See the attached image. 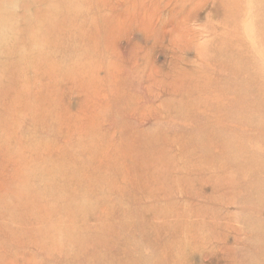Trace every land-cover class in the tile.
Instances as JSON below:
<instances>
[{
    "label": "rangeland",
    "instance_id": "rangeland-1",
    "mask_svg": "<svg viewBox=\"0 0 264 264\" xmlns=\"http://www.w3.org/2000/svg\"><path fill=\"white\" fill-rule=\"evenodd\" d=\"M185 22L196 47L179 53ZM0 36L4 264H93L130 242L134 263L264 264V0H0ZM140 131L145 181L123 157Z\"/></svg>",
    "mask_w": 264,
    "mask_h": 264
},
{
    "label": "bare ground",
    "instance_id": "bare-ground-1",
    "mask_svg": "<svg viewBox=\"0 0 264 264\" xmlns=\"http://www.w3.org/2000/svg\"><path fill=\"white\" fill-rule=\"evenodd\" d=\"M31 24V23H30ZM3 25V24H2ZM6 25V24H5ZM181 26H182V24H181ZM184 26H185V29H183V28H181L180 29V33H179V35L176 37H173V38H170V37H168V40H169V46L173 49V51H176V52H179V53H182L185 49H187V48H195L196 46H195V42H194V40H193V38H188L187 37V33L190 35L193 31L191 30V29H189L187 26H186V22L184 23ZM2 27V26H1ZM6 27V26H5ZM183 27V26H182ZM173 28V27H172ZM33 29V28H32ZM25 30V29H24ZM45 30V29H44ZM173 30H175V29H173ZM2 31H4V30H2ZM46 33H47V31H46ZM165 37H167L166 35H165ZM0 38H1V36H0ZM5 38V37H4ZM4 38H3V40H0L1 41V44L3 43V45H4V43H5V41H4ZM11 39V38H10ZM2 41H4V42H2ZM38 42V41H37ZM36 42V43H37ZM43 45H44V43H43ZM2 46V45H1ZM40 46H42V45H40ZM3 47H7L8 48V46H3ZM43 47H45V45L43 46ZM4 48V49H5ZM46 48V47H45ZM44 48V49H45ZM44 49H41V50H44ZM39 50V49H38ZM35 51V50H34ZM45 51V50H44ZM33 53H37L38 54V51L37 52H33ZM40 54H38V56L40 55L41 56V58H39L40 59V61H43V62H47V61H45L44 59H46V58H42V57H44L45 56V54H42L41 52H39ZM43 53H45V52H43ZM32 54V53H31ZM24 55V54H23ZM28 56H29V54H27ZM42 55H44V56H42ZM181 55V54H180ZM26 56V55H25ZM24 56V57H25ZM31 56H33V55H31ZM39 56V57H40ZM206 56H207V54H206ZM34 57H36V56H33V58ZM45 57H47V56H45ZM210 58V57H209ZM27 59H29V57H27ZM35 59V58H34ZM212 59V58H211ZM31 60V59H30ZM46 60H48V59H46ZM36 61H38L37 59H36ZM26 62V61H25ZM27 62H30V61H27ZM35 62V61H34ZM43 62H41V63H43ZM36 64V63H35ZM39 65V64H38ZM38 65H33V67H34V69L35 68H37L36 66H38ZM44 65V64H43ZM43 65H42V67H43ZM213 65L214 64H212L211 66L213 67ZM45 66V68H46V65H44ZM32 67V66H31ZM32 67V68H33ZM39 68H41V67H39ZM44 68V67H43ZM42 70V69H41ZM209 70V69H208ZM45 71V70H44ZM39 73H41V72H39ZM114 74V73H113ZM123 75V74H122ZM9 77H11V76H9ZM111 77H113V75H111ZM123 77V76H122ZM15 78V77H14ZM40 78V77H39ZM245 78V77H244ZM243 78V79H244ZM110 79V78H109ZM245 79H248V77H246ZM123 80V79H122ZM13 81V80H12ZM15 82L17 81L16 80V78H15V80H14ZM111 82V81H110ZM155 82V81H154ZM154 82H151L150 81V83H154ZM204 82H207L208 83V85H207V83H206V86L205 85H203V89H202V92H201V95L203 94V95H206L207 93L209 94L211 91H212V89H211V86H212V81L211 80H209V79H207L206 81H204ZM119 83V82H118ZM123 83V82H122ZM121 83V84H122ZM16 84V83H15ZM156 84V83H155ZM116 87V86H115ZM198 85L197 86H195V89L192 91V92H190V94H195L197 97L200 95V94H197V92H198ZM8 89V88H7ZM116 92H117V89H116ZM187 92H189V91H187ZM123 93V92H122ZM113 94V93H112ZM118 94H120V95H118V96H121L122 94H121V91L118 93ZM213 94V93H212ZM110 95V94H109ZM114 95V94H113ZM127 95V94H126ZM229 95V94H228ZM92 96V94L90 95V97ZM106 96V95H105ZM104 95H102V96H99V97H97V98H95L96 100H98V99H101V98H103L104 99V97H105ZM150 96V95H149ZM208 96V95H207ZM110 97V96H109ZM210 97V96H209ZM220 97H221V95H220ZM55 98V97H54ZM111 98V97H110ZM146 98V97H145ZM222 98V97H221ZM105 99H106V97H105ZM105 99H104V101L103 102H100L99 100H98V106H97V108L95 109V110H91V109H89L90 110V115H91V113L93 112V115L91 116V118H90V124L93 126L92 128H91V132H94L95 134H97V136H98V134H101L100 133V130H104L103 129V126L105 125V120H104V118H105V112H107L108 111V105L107 104H109L110 102H108L109 100H107V101H105ZM210 99H212V98H210ZM224 99V98H223ZM140 100V99H139ZM150 100V99H149ZM206 100V99H205ZM112 101V100H111ZM206 101H208V100H206ZM212 103H214V105H216L217 106V102L220 104V105H223L224 104V100H218V99H212V100H210ZM226 102H227V104L228 103H230V101H229V99H226L225 100ZM126 102V101H125ZM128 102V101H127ZM126 102V104L127 105H129L130 106V108H132L131 107V105L130 104H128ZM130 102H131V100H130ZM139 102V101H138ZM147 102V101H146ZM124 103V102H123ZM48 104H49V102H48ZM88 104H91L92 105V103H88ZM148 104V103H147ZM183 104H186V102H184ZM50 105H51V101H50ZM95 105V104H94ZM123 105V104H122ZM150 105V104H149ZM175 105V104H174ZM212 105V104H211ZM152 106V105H151ZM148 107V106H147ZM46 108V107H45ZM120 109L122 108H124V107H119ZM129 108V107H128ZM127 108V109H128ZM149 108V107H148ZM151 108V107H150ZM153 109H154V107H153ZM157 109V108H156ZM45 110V109H44ZM124 110V109H123ZM194 110V108L191 106V107H189V106H182L181 107V109H180V111L184 114V115H186V114H188L189 112L190 113H192V112H194L193 111ZM36 111V110H35ZM51 111V109H49V112ZM128 111V110H127ZM148 111V110H147ZM153 111V110H152ZM165 111V110H164ZM37 112V111H36ZM39 112V111H38ZM47 112V111H46ZM48 112V113H49ZM132 112H134L135 113V111H131V113ZM160 112V111H159ZM178 112H179V110H178ZM128 113V112H127ZM134 113H132V114H134ZM144 113H146L145 111H144ZM148 114V113H147ZM151 114V113H150ZM49 115V114H48ZM129 115V114H128ZM127 115V116H128ZM149 115V114H148ZM153 115V114H152ZM152 115H150V116H152ZM155 115V114H154ZM42 116V115H41ZM113 116V115H112ZM122 116V115H121ZM135 117V116H134ZM144 117H145V115H144ZM189 117V116H188ZM109 118V117H108ZM113 117H111V119H112ZM131 118V117H130ZM110 119V118H109ZM114 119V118H113ZM151 119V118H150ZM185 119H187L186 117H185ZM184 119V120H185ZM83 120V119H82ZM119 120V119H118ZM131 120V119H130ZM134 121V120H133ZM142 121V120H141ZM108 122H110V121H108ZM108 122L106 123L107 125H108ZM123 122V121H122ZM121 122V119H120V121H119V123H118V125L120 124V123H122ZM130 122V121H129ZM184 122L185 121H183V122H181V123H183L184 124ZM72 123V122H71ZM112 123V122H111ZM139 123H141V122H139ZM116 124V123H115ZM187 124V123H186ZM121 125V124H120ZM123 125H125V122H124V124ZM122 125V126H123ZM138 125V124H137ZM191 125V124H190ZM72 126H73V128L75 129V131H76V119H75V121L72 123ZM110 126V125H109ZM156 126H158V125H156ZM192 126V125H191ZM83 127H85V128H80V129H87V127H86V125L85 126H83ZM114 127V126H113ZM125 127V126H124ZM107 128H108V126H107ZM122 128V127H121ZM128 128V127H127ZM133 128H134V126H133ZM133 128H132V130H133ZM158 128V127H157ZM180 128H182V127H180ZM80 129L79 130H77L78 131V136H80L79 135V132H80ZM113 129V128H112ZM122 129H124V128H122ZM46 130V129H45ZM48 130V129H47ZM108 130V129H107ZM105 131V130H104ZM122 131V130H121ZM126 131H127V129H126ZM125 131V132H126ZM129 131H131V130H129L128 129V132ZM90 132V133H91ZM108 132V131H107ZM123 132V131H122ZM128 132H127V134H128ZM93 133V134H94ZM104 133V132H103ZM112 133V132H111ZM130 133V132H129ZM158 133V132H157ZM92 134V133H91ZM105 134H106V131H105ZM105 134H103V135H105ZM127 134H125V135H127ZM149 136H151V137H153L154 138V134H149V133H147ZM85 135V134H84ZM122 135V134H121ZM124 135V134H123ZM153 135V136H152ZM192 135V134H191ZM131 136V138L133 139V140H130L131 141V143H130V146L129 147H131L132 149H133V151H134V149H135V151L136 150H138V151H136L135 153L132 151V152H127V154H126V152H124L123 153V157H124V159H126V161L128 162V164L126 165L127 167L128 166H131V168L133 167V159L132 158H138V164H139V166H140V176H138V179L140 178L141 180H148V178H147V172H148V170H150L151 168H156V163L154 162L153 164H150L149 163V159H151L150 157H149V152H150V150L148 149L150 146H153V143H152V140H144V132H142V131H140V134H136V136H133L132 134L130 135ZM182 136H184V135H182ZM186 137H188V134L187 135H185ZM194 136V135H193ZM81 138H82V136H80ZM96 136H94V138H95ZM114 137V136H113ZM118 137H119V135H118ZM123 137H125V136H123ZM134 137V138H133ZM164 137V136H163ZM179 137V136H178ZM192 137V136H191ZM87 138V137H86ZM104 138L106 139L107 138V136L105 135L104 136ZM103 138V139H104ZM165 138V137H164ZM168 138H169V136H168ZM177 138V137H176ZM196 138V137H195ZM197 138H199V137H197ZM11 139V138H10ZM13 139L14 138H12V142H13ZM93 139V138H92ZM99 139V138H98ZM102 139V138H101ZM113 139V138H112ZM121 139V138H120ZM119 139V140H120ZM125 139H127V137H125ZM156 139V138H155ZM192 139V138H191ZM191 139H190V141H191ZM80 140V139H79ZM114 140H116V138L114 139ZM123 139H121V141H122ZM186 140V139H185ZM16 141V140H15ZM14 141V142H15ZM101 141V140H100ZM154 141V140H153ZM175 141V140H174ZM194 141V140H193ZM11 142V143H12ZM89 142V141H88ZM102 142V141H101ZM108 142V141H107ZM116 142V141H115ZM119 142V141H118ZM192 142V141H191ZM190 142V143H191ZM195 142V141H194ZM193 142V143H194ZM90 143V142H89ZM122 143H124V142H122ZM128 143V144H129ZM159 143V142H158ZM158 143H156V141H154V144H155V146L158 148ZM193 143H192V145H193ZM197 143V142H196ZM203 143V142H202ZM97 144H98V142H97ZM113 144H115V143H113ZM119 144H120V142H119ZM195 144V143H194ZM15 145V144H14ZM20 145V144H19ZM125 145V144H124ZM191 145V144H190ZM102 146V145H101ZM112 146V145H111ZM128 146V145H127ZM124 147V146H123ZM155 147V148H156ZM198 147V146H197ZM196 147V148H197ZM11 148H13V147H11ZM11 148H10V150H11ZM109 148H110V146H109ZM154 148V147H153ZM152 148V150H151V152H156L154 149ZM187 148V147H186ZM195 148V147H194ZM84 149H86V148H84ZM189 149V148H188ZM198 149V148H197ZM87 150V149H86ZM85 150V151H86ZM117 150V149H116ZM142 150L143 151H145V152H142ZM219 150V149H218ZM84 151V152H85ZM106 151V150H105ZM108 151H110L109 149H108ZM183 151V150H182ZM197 151V150H196ZM138 152V153H137ZM86 153V152H85ZM122 153V152H121ZM107 154H108V152H107ZM106 154V155H107ZM219 156V155H218ZM109 159V158H108ZM138 164H135V165H138ZM157 166H158V163H157ZM137 168H139V167H137ZM196 168V167H195ZM128 169V168H127ZM134 169V168H133ZM177 169H178V167H177ZM137 170V169H136ZM135 170V171H136ZM138 172V171H137ZM130 173V172H129ZM132 173V172H131ZM134 174V173H133ZM137 174V173H136ZM136 174H134V175H136ZM132 175V174H131ZM137 175H139V174H137ZM216 179V178H215ZM152 180V179H151ZM180 180V179H179ZM93 181V180H92ZM140 180H138V182H139ZM141 183V182H140ZM116 184V183H115ZM90 186V185H89ZM136 186V185H135ZM138 187H139V185H137ZM147 186H148V184H147ZM150 186V185H149ZM89 188V187H88ZM142 188H144V187H142ZM142 188L140 189V191H142ZM161 188H163L162 186H161ZM111 191V190H110ZM145 191V190H144ZM118 193V192H117ZM111 195H113V194H111ZM145 195V194H144ZM116 197V196H115ZM181 198V197H180ZM103 214V213H102ZM1 216V215H0ZM136 218V217H135ZM120 221V220H119ZM123 222H125V221H123ZM118 223V222H117ZM121 223V222H120ZM120 223L118 224V226L120 225ZM116 224V223H115ZM7 225V224H6ZM126 225V224H125ZM100 226V225H99ZM109 226V225H108ZM122 226H123V224H122ZM112 227V226H111ZM127 227V226H126ZM134 227V226H133ZM132 227V228H133ZM113 228H115V227H113ZM118 229H119V227H118ZM127 229V228H126ZM126 229H124V230H126ZM131 229V228H130ZM129 229V230H130ZM116 228H115V232H116ZM135 232H137V230L135 231ZM102 233H104V232H102ZM125 233H126V231H125ZM127 234V233H126ZM132 234V233H131ZM130 235V234H129ZM109 236V235H108ZM122 236V235H121ZM148 236V235H147ZM110 237H111V235H110ZM117 237H119L120 238V236H117ZM129 237V236H128ZM135 237V236H134ZM112 239V237L109 239L108 238V241H110ZM114 239V238H113ZM118 239V238H117ZM149 239H150V237H149ZM164 239V238H163ZM83 240V239H82ZM82 240H80V239H77L76 240V238L73 240L74 242H73V244H77L78 245V247L79 248H82L83 246V250H85V251H89L90 252V250H92L91 248L92 247H94L93 248V250H95V248H97L98 249V245H95V246H89V245H87L86 244V242H84V244L82 245V247L79 245V243H81L82 242ZM133 240V239H132ZM131 240V241H132ZM118 241V240H117ZM123 241H124V239H123ZM128 241V240H127ZM134 241V240H133ZM125 242V241H124ZM150 242H152L153 243V241H151L150 240ZM149 242V243H150ZM158 242V241H157ZM92 243V242H91ZM90 243V244H91ZM116 243V242H115ZM125 243H127V242H125ZM131 243V242H130ZM130 243H127L128 244V246H130L129 244ZM133 243H135V242H133ZM148 243V242H147ZM154 243H156V242H154ZM154 243L153 244H149V245H154ZM93 244V243H92ZM112 244V243H111ZM118 244H120V243H118ZM116 245V244H115ZM136 245H138V244H136ZM189 245H190V243H189ZM108 246V245H107ZM127 246V247H128ZM186 246V245H185ZM110 247L111 248H109L110 250L112 249V247H113V245H110ZM126 247V249H127V252H128V248ZM137 247V246H136ZM100 249V251H99V253L101 252V247H99ZM114 249H115V246L113 247ZM117 248V247H116ZM121 248V247H120ZM133 248V247H132ZM151 248V247H150ZM105 249V248H104ZM125 249V248H124ZM125 249V250H126ZM136 249V248H135ZM152 249V248H151ZM181 249V248H180ZM188 249V248H187ZM75 250H76V248H75ZM118 250V249H117ZM123 250V249H122ZM134 252H136L134 249H132ZM108 251V250H107ZM182 251V250H181ZM184 251V250H183ZM182 251V252H183ZM96 252V251H95ZM95 252H93L92 251V253H87L86 255H84L86 258H85V261H86V263L87 262H90V263H93V264H148L149 262H146V263H137V261H136V263H134V261L132 260V259H130V258H133V256H131L130 258L126 255V253L125 252H120V253H118V254H112L111 252H109V254H107L108 256H106L105 257V255H103V256H101L102 254H100V255H97V253H95ZM98 252V251H97ZM117 252V251H116ZM119 252V251H118ZM140 252V251H139ZM181 252V253H182ZM93 253H95V254H93ZM111 253V254H110ZM133 253V252H132ZM137 253V252H136ZM106 254V253H105ZM138 255H139V253H137ZM184 254H185V252H184ZM130 255H133V254H130ZM129 255V256H130ZM135 255V254H134ZM81 256V255H80ZM84 256H83V258H84ZM139 257V256H138ZM80 258V257H79ZM135 258H137L136 256H135ZM145 258H147V257H145ZM144 258V259H145ZM60 259H63V258H60ZM77 259H78V257H77ZM134 259V258H133ZM146 261V260H145ZM0 264H4L3 263V260H2V258L0 257ZM88 264V263H87ZM150 264H151V260H150Z\"/></svg>",
    "mask_w": 264,
    "mask_h": 264
}]
</instances>
